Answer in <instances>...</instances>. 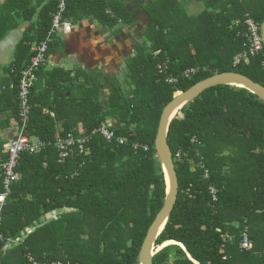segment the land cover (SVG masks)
Masks as SVG:
<instances>
[{
  "label": "trees",
  "instance_id": "trees-1",
  "mask_svg": "<svg viewBox=\"0 0 264 264\" xmlns=\"http://www.w3.org/2000/svg\"><path fill=\"white\" fill-rule=\"evenodd\" d=\"M128 2L68 0L63 20L94 19L119 33L135 24ZM203 2L197 15L189 14L181 0L143 5L151 20L145 41L126 59L124 79L111 78L112 91L104 100L101 72L46 68L50 54L62 45L58 32L49 39L59 0H7V7L22 10L28 26L7 67L13 88L1 92L0 102L8 122L20 129L21 71L37 53L33 45L48 38L25 130L32 141L47 146L40 153L23 152L18 161L4 207L0 264H139L146 234L167 195L155 149L164 108L176 92L215 73L236 71L264 85V49L233 65L244 49L247 16L264 22V0ZM9 27L0 26V40ZM168 59V69L160 72L158 64ZM191 67L201 71L183 77ZM172 75L178 81L170 82ZM110 123L113 140L93 134ZM70 133L75 142L60 161L56 142ZM86 137L87 150L81 152L78 141ZM168 141L179 194L156 245L178 243L161 249L154 264H264V101L246 88L211 87L172 120ZM5 144L1 139L0 165L9 158ZM244 234L248 249L242 248Z\"/></svg>",
  "mask_w": 264,
  "mask_h": 264
},
{
  "label": "crops",
  "instance_id": "crops-1",
  "mask_svg": "<svg viewBox=\"0 0 264 264\" xmlns=\"http://www.w3.org/2000/svg\"><path fill=\"white\" fill-rule=\"evenodd\" d=\"M129 0L128 7L133 12L134 26L116 29L103 26L94 19H85L72 24L67 34L58 33L56 38L62 45L49 56L46 68L63 67L68 70L80 68L87 72H101L104 76L105 88L102 99L107 100L112 91L111 78L122 77L126 59L136 52L137 37L144 34L146 25L151 21L142 4L135 6ZM36 3V0H34ZM0 26L9 27L7 35L0 40V94L3 90L13 88L14 77L7 67L14 60L16 47L21 41L28 26L25 15L20 9L7 7V0H0ZM36 44L33 45V50ZM0 102V140L10 142L17 136L14 121L8 122V111ZM10 122H12L10 124ZM5 146V145H4ZM55 212L52 213V217ZM10 245L6 246V248Z\"/></svg>",
  "mask_w": 264,
  "mask_h": 264
},
{
  "label": "built area",
  "instance_id": "built-area-1",
  "mask_svg": "<svg viewBox=\"0 0 264 264\" xmlns=\"http://www.w3.org/2000/svg\"><path fill=\"white\" fill-rule=\"evenodd\" d=\"M68 0H59L57 12L54 14L53 27L49 32V39L53 36L54 33L59 30L67 34L72 29V24L68 20H63L64 13L67 9ZM240 20L237 21L239 23ZM244 23L248 27L246 32V42L244 44V49L235 55L233 59V65L237 66L243 61H247L250 56L259 54L264 49V42L261 35V26L262 24L256 21L251 16H247ZM48 38L47 41H42L35 46L34 50L37 53L33 56L31 62L27 64L21 71L20 83H19V103H20V115L22 120V127L17 130V136L13 138L10 142L6 143L4 146V153H8V160L0 165V170L3 172V186L4 190L0 193V240H4L5 235L2 230L3 221H4V207L8 201L9 196L12 192V184L17 180L16 168L18 166V161L23 152L29 153H40L44 148H46L47 143L44 141H32L26 134V128L30 119L31 107H30V91L34 82L36 80V71L42 63L46 60V52L48 51ZM157 54V53H156ZM169 59L158 64L160 72H164L168 69ZM201 71L200 67H191L185 70L182 74L183 77H192ZM170 82L178 81V77L172 75L169 77ZM112 124H103L99 129L93 131V134L96 132H101L108 140H113L115 137V132L110 130ZM89 139V138H88ZM86 138H81L79 146L81 152L86 151L85 142ZM120 142L123 140L120 139ZM75 137L73 134H69L67 137L59 138L56 142L58 151L60 152V161L64 160L70 151V147L74 144ZM180 155V152L177 156ZM208 175V174H207ZM214 199H216L217 189L215 187L211 188ZM225 235L224 239L226 238ZM242 248H250V241L247 234H244ZM61 264V263H59Z\"/></svg>",
  "mask_w": 264,
  "mask_h": 264
},
{
  "label": "water",
  "instance_id": "water-1",
  "mask_svg": "<svg viewBox=\"0 0 264 264\" xmlns=\"http://www.w3.org/2000/svg\"><path fill=\"white\" fill-rule=\"evenodd\" d=\"M261 35L264 42V22L261 26ZM233 82H239L246 86V89L256 94L264 101V85L255 82L253 79L236 71H227L215 73L185 91H178L173 100L164 108L155 138V149L162 162L165 172L167 195L164 205L152 225L150 226L139 253V264H154L153 258L159 252L156 250V240L165 228L170 218L179 194V180L173 152L171 150L168 133L172 120L176 117L177 111L186 104L199 97L207 89L217 85H233ZM243 88V87H242ZM169 177V184L167 181Z\"/></svg>",
  "mask_w": 264,
  "mask_h": 264
},
{
  "label": "rangeland",
  "instance_id": "rangeland-1",
  "mask_svg": "<svg viewBox=\"0 0 264 264\" xmlns=\"http://www.w3.org/2000/svg\"><path fill=\"white\" fill-rule=\"evenodd\" d=\"M152 1H154V0H134L133 1V4H136L135 6H139V5H141L142 4V6L143 5H145V4H149L150 2H152ZM181 3L185 6V8H186V11L189 13V14H191V15H197L203 8H204V2H203V0H181ZM118 28H119V30L121 29V26H118ZM70 32V31H69ZM68 32V33H69ZM58 33H61V34H65V32H63V31H61V30H59L58 31ZM137 41L140 43V42H144L145 41V36H144V34L143 35H141L140 37H137ZM125 67H126V62H125ZM125 67H124V69H125ZM123 77V78H122ZM121 78H122V80L124 79V74H123V76H122ZM125 83V82H124ZM123 83V84H124ZM232 86H234V87H238V86H235V85H232ZM177 93V92H176ZM175 93V94H176ZM182 110V108H180L179 109V112ZM181 116H182V114H180ZM55 212V211H54ZM54 216H55V214H54ZM48 218H51L52 216L49 214L48 216H47ZM48 218H46L45 217V219H48ZM44 219V220H45ZM34 228H29V231H31V230H33ZM169 242V241H168ZM162 244H160V245H156V250L155 251H160L161 249H163V248H161V247H159V246H161ZM166 247V246H165ZM161 248V249H160ZM172 261V260H171Z\"/></svg>",
  "mask_w": 264,
  "mask_h": 264
},
{
  "label": "bare ground",
  "instance_id": "bare-ground-1",
  "mask_svg": "<svg viewBox=\"0 0 264 264\" xmlns=\"http://www.w3.org/2000/svg\"><path fill=\"white\" fill-rule=\"evenodd\" d=\"M232 84L235 85V86H238V87L246 88V86H245L244 84L239 83V82H233ZM178 94H179V93H178ZM177 112H179V111H177ZM177 114H178V113H177ZM167 181H168V184H169V177H168V176H167ZM176 243H178V242L171 240V241H169V242H165L164 244H162V245L159 246V247L163 248V247H165V246H167V245H169V244H176ZM179 245L182 246V247L184 248V245H183L182 243H179ZM161 248H160V249H161Z\"/></svg>",
  "mask_w": 264,
  "mask_h": 264
}]
</instances>
